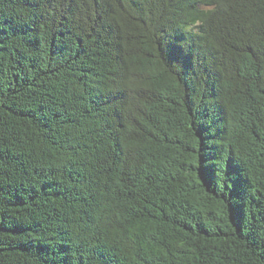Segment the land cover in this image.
Returning <instances> with one entry per match:
<instances>
[{
    "label": "trees",
    "instance_id": "trees-1",
    "mask_svg": "<svg viewBox=\"0 0 264 264\" xmlns=\"http://www.w3.org/2000/svg\"><path fill=\"white\" fill-rule=\"evenodd\" d=\"M0 264H264V0H0Z\"/></svg>",
    "mask_w": 264,
    "mask_h": 264
}]
</instances>
